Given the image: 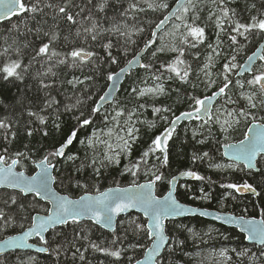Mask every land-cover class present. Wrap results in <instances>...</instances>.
I'll use <instances>...</instances> for the list:
<instances>
[{
    "label": "snow or ice",
    "instance_id": "1",
    "mask_svg": "<svg viewBox=\"0 0 264 264\" xmlns=\"http://www.w3.org/2000/svg\"><path fill=\"white\" fill-rule=\"evenodd\" d=\"M157 12L167 14L158 23L147 19ZM13 17L17 22L0 33V106L9 113L0 118V264H38L27 251L32 249L54 256L56 264H177L176 253L189 238L203 240L177 218L209 215L182 203L176 177L166 176L170 141L174 145L185 121L181 143L191 144L193 164L208 161L210 168L239 170L255 181L222 188L264 192V0H176L174 9L167 0H0V21ZM145 33L149 38L140 40L136 54L141 58L127 61L144 76L125 90L124 102L110 100L125 68L105 72L103 66L118 64ZM250 47L241 63L238 57ZM141 53L148 54L146 61ZM99 76H106L108 90L94 100ZM173 93L175 104L188 101L178 115L172 104L159 103ZM148 108L165 126L141 143V127L158 126L141 119ZM64 116L75 121L67 132ZM97 118L107 131L94 129L79 139ZM49 128L61 139L46 146ZM238 131L242 138L234 140ZM14 142L21 147L13 151ZM213 154L229 162H216ZM122 160L128 162L119 175L132 177L130 183L121 186L114 177L113 186L101 190L105 173ZM180 176L211 183L191 168ZM65 184L82 194L72 198L54 187ZM165 185L166 194L158 195ZM200 193L199 199L212 198L203 188ZM260 217L215 216L252 242L221 249L222 264H233V255L235 264H264V209Z\"/></svg>",
    "mask_w": 264,
    "mask_h": 264
},
{
    "label": "trees",
    "instance_id": "2",
    "mask_svg": "<svg viewBox=\"0 0 264 264\" xmlns=\"http://www.w3.org/2000/svg\"><path fill=\"white\" fill-rule=\"evenodd\" d=\"M176 0H167V3H169L170 6H172ZM166 12H157V13H149L147 19L159 22V19L163 18V15ZM17 22V17H13L11 21H4L0 22V33H3L5 31V27H11L12 23ZM170 26V25H169ZM168 26V27H169ZM210 31V30H209ZM149 34L145 33L142 38H137L138 40V46L137 45H129L127 54H120L118 56L119 63L116 65H104V71H113L116 72L119 70L123 65L127 63L128 60H130L142 47L143 44L140 42L141 39H148ZM113 40H115V37H113ZM96 50L100 51L99 46H96ZM254 50V47H250L247 51L242 52L240 57L238 59L241 63L247 58V55L251 54V51ZM114 54L118 50H113ZM103 55V52L100 53ZM147 55H144V60H147ZM38 67V66H37ZM220 65L217 66L219 68ZM144 76L143 69L136 70L132 72L122 83L120 86L118 93L115 98L119 99L121 102L125 101V97L127 95L126 89L133 85L134 81H138L141 77ZM69 78H71L69 76ZM108 81L106 80V76H99L97 78V83L94 86L93 90V99H98V96L102 94L107 87ZM56 93L54 92L53 95ZM198 94L203 95L204 90L199 89ZM210 94V92L208 93ZM58 99H63V97H58ZM176 99L175 93H173V96L170 99H164L159 103H167L172 104L174 107V110L176 114L178 115L179 112L187 110L188 107V101L185 100L183 103L175 104L174 101ZM91 104V101L89 102ZM112 106L105 107L106 109L113 107ZM109 110V109H108ZM9 115L8 112L4 111L3 107L0 106V118H3L4 116ZM169 118L171 119V114H167ZM63 119L66 121V124L63 126V132H67L74 124L75 121L70 116H64ZM141 119H147V120H157L158 126L156 129L149 131L148 129L141 127V136L143 143L144 140H147L150 136L154 135L155 133H158L163 129L165 126V122L159 120L158 116H154L151 108H148L147 111H145L141 117ZM196 122L193 121L192 125H194ZM184 125H188V123L182 124L178 128L179 137L174 138V145L173 142L170 141L171 146V156H170V167L165 170L166 176L168 179H171L172 176H175L179 174L182 171H185L189 168L192 170L197 171L200 175L210 177L211 183L209 181H184L180 182L177 186V198L187 205L212 209V210H221L224 212H229L234 215H245L246 217H260V212L262 209H264V192L261 193L260 196H252V195H239L234 190L231 189H225L220 187L221 183H242L244 180H248L249 182L255 183L254 180H252L249 176L246 175L245 172L242 171H223V170H217L214 168H210L208 166V161L204 162H197L196 164H193L190 160V154L192 151L191 144L187 146H183L181 141L184 139V132L183 127ZM98 128H104L103 123L99 118L96 119V123L94 125L88 126L84 129H81L78 132V138L84 139L85 135H91L92 131L94 129ZM50 130V137L45 138L43 143L46 146H51L53 143L61 139V133H56L54 130L49 128ZM243 131V129L241 130ZM241 131H238L234 133L233 139H239L242 138ZM191 133L189 132L188 136L190 138ZM21 141L26 143L27 140L24 139L23 135H21ZM36 140H39V136H36L33 140V143H35ZM12 150H16L17 148L21 147L20 142H14L11 146ZM77 148L80 147L79 144L76 145ZM198 148H201L202 150H209L210 146H197ZM74 150V149H73ZM83 153L81 152V155ZM215 155L216 162L225 163V161L222 159L221 156L218 154ZM138 157V149L134 147L133 151V159ZM127 160H122L121 166L119 169L113 168L109 169L108 172L105 173V178L100 182L101 184V190H103L105 187L113 186V178L119 180L121 186H127L132 177L130 176H120L119 171L122 170L123 164L127 163ZM31 167V166H30ZM26 174H32L30 172H27ZM146 177H144L142 174L138 178V182H145ZM54 187L57 188V191H60L61 194H70L72 198H77L82 192L78 190H70L67 185H61L57 186L54 185ZM203 188L206 192H211L212 198L210 200H203L199 199L198 197L201 195L200 189ZM259 190V189H258ZM167 191V187L162 186L158 187L157 194L162 195L165 194ZM227 193H232L231 196H228L225 198V195ZM232 196H235V199L232 198ZM42 204V203H41ZM44 207H46L44 204H42ZM247 209V211H244ZM135 216V215H133ZM143 220V219H142ZM178 222H183L186 224H189L190 227H192L196 232L200 233V235L203 237V240L197 238L193 240L192 238H189L186 242L185 247L182 251H178L176 253V261L177 264H212L208 262V259L212 260L211 254L213 252H219L223 248H244L252 247L251 245H247L244 242L243 237L238 234L234 229L225 228L221 225L211 223L209 221H206L204 219L198 218V217H192V218H186L183 220H178ZM16 231H19V228L17 227ZM70 233V229H67ZM9 234H14L12 230H10ZM107 234V233H106ZM96 235H100V232L97 231ZM187 233H184V235L180 236V239H184L185 236H187ZM228 236L229 239L225 240L224 236ZM256 249L253 248V251ZM187 252L188 255H185L184 253ZM32 256L36 258V261L38 264H56L55 257L49 256L48 254H33L30 253ZM232 255V253H229ZM236 257L233 255V264H235ZM93 264H97L96 260H93Z\"/></svg>",
    "mask_w": 264,
    "mask_h": 264
},
{
    "label": "water",
    "instance_id": "3",
    "mask_svg": "<svg viewBox=\"0 0 264 264\" xmlns=\"http://www.w3.org/2000/svg\"><path fill=\"white\" fill-rule=\"evenodd\" d=\"M175 6H176V2H175L171 7L174 9ZM166 14H167V13H166ZM166 14H165V15H166ZM0 22H2V21H0ZM144 55H145V53H141V56H144ZM134 58L139 59V58H141V57L135 55L132 59H134ZM132 59H131V60H132ZM123 67L125 68V74L122 75L121 78H120V83H119V86H118L119 88H120V86L122 85V83L124 82L125 78H126L131 72H134L135 70H138V69H139V68H138L137 66H135V65H133L131 68H129L128 65H127V63H126ZM118 72H119V70L117 71V73H118ZM108 84H109V83H108ZM107 90H108V89L106 88L105 91H107ZM117 93H118V91L113 92V93H112V97H110L109 99L112 100V98H115V96L117 95ZM109 104H111V103L105 104V107H106L107 105H109ZM185 122H186V121H185ZM223 159L226 160V161H228L227 158H224V157H223ZM175 177H176V187H177V184H178L180 181H192V180H193V179L190 178V177H182V176H180V174H177ZM165 194H166V193H165ZM243 194H250V193H243ZM250 195H251V194H250ZM41 203L45 204L47 207H50V205H47L46 202H43V201H42ZM188 206H189V205H188ZM190 207H194V208L201 209V210H206V211L209 212V215H208V216H204V217H201V216H199V215H196V216L180 217V218H177V219H178V220H183V219H186V218L198 217V218L204 219V220H206V221H209V222H211V223H215V224L221 225V226H223V227H225V228L234 229V230H236V232H237L238 234H241V235L244 237V234H242V233L240 232V229H239L238 227H236L235 225H232V224H226V223H224L222 220H216V219H215V216H216V215H225V214H230V213H228V212H221V211L212 210V209L201 208V207H196V206H190ZM131 214L140 215L141 218L143 219L142 214L137 213L135 210H132ZM232 215H233V214H232ZM121 218H123V214H122V216L119 217L118 219H121ZM246 218H247V217H246ZM254 218H255V217H254ZM255 219L259 220L260 218H255ZM34 241H36L35 238H34L33 240H31L30 242L33 243ZM244 242H245L246 244H248V245H252V242H250V241H248V240H246V239H244ZM37 246H39V245H37ZM27 251H33V252H35L34 249H32V250H27Z\"/></svg>",
    "mask_w": 264,
    "mask_h": 264
},
{
    "label": "rangeland",
    "instance_id": "4",
    "mask_svg": "<svg viewBox=\"0 0 264 264\" xmlns=\"http://www.w3.org/2000/svg\"><path fill=\"white\" fill-rule=\"evenodd\" d=\"M169 27H171V25ZM110 106H112V105H110ZM108 109H107L108 111H111L112 107H110ZM189 126H191V125H189ZM109 127H111V125H109ZM104 130L107 131V128L104 127ZM100 147L102 149L103 145H101ZM225 163H228V162H225ZM223 171H227V170H223ZM237 171H239V170H237ZM219 253H220V251L219 252H213L211 254L212 260L208 259V262L212 263V264H222V258L220 257Z\"/></svg>",
    "mask_w": 264,
    "mask_h": 264
}]
</instances>
